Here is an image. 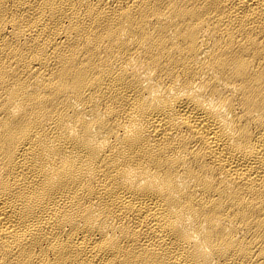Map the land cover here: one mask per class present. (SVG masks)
<instances>
[{
  "label": "bare ground",
  "instance_id": "bare-ground-1",
  "mask_svg": "<svg viewBox=\"0 0 264 264\" xmlns=\"http://www.w3.org/2000/svg\"><path fill=\"white\" fill-rule=\"evenodd\" d=\"M0 264H264V0H0Z\"/></svg>",
  "mask_w": 264,
  "mask_h": 264
}]
</instances>
